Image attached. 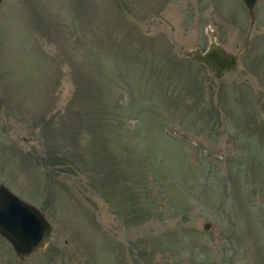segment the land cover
Returning <instances> with one entry per match:
<instances>
[{
    "label": "rangeland",
    "instance_id": "rangeland-1",
    "mask_svg": "<svg viewBox=\"0 0 264 264\" xmlns=\"http://www.w3.org/2000/svg\"><path fill=\"white\" fill-rule=\"evenodd\" d=\"M2 0L0 183L52 226L0 264H264V1ZM216 79L182 52L205 28ZM208 224L207 228L204 225Z\"/></svg>",
    "mask_w": 264,
    "mask_h": 264
},
{
    "label": "water",
    "instance_id": "water-1",
    "mask_svg": "<svg viewBox=\"0 0 264 264\" xmlns=\"http://www.w3.org/2000/svg\"><path fill=\"white\" fill-rule=\"evenodd\" d=\"M2 0H0L1 3ZM253 22L254 6L259 0H242ZM208 45L204 50L189 48L182 56L206 67L208 74L221 79L239 67V55L217 42V32L207 26ZM208 224L204 225L207 228ZM52 233L45 214L36 206L20 198L8 186L0 183V237L4 238L19 258L35 251H43Z\"/></svg>",
    "mask_w": 264,
    "mask_h": 264
},
{
    "label": "flooded vegetation",
    "instance_id": "flooded-vegetation-1",
    "mask_svg": "<svg viewBox=\"0 0 264 264\" xmlns=\"http://www.w3.org/2000/svg\"><path fill=\"white\" fill-rule=\"evenodd\" d=\"M259 1H264V0H259ZM259 1H258V2H259ZM258 2L255 4V6L258 4ZM255 6H254V7H255ZM254 15H255V13H254ZM254 19H255V18H254ZM253 21H254V20H253ZM251 23H253V22L251 21Z\"/></svg>",
    "mask_w": 264,
    "mask_h": 264
}]
</instances>
